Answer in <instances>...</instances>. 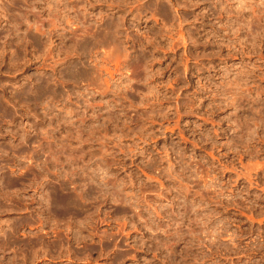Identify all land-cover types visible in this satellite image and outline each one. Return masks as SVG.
Segmentation results:
<instances>
[{
    "label": "rangeland",
    "instance_id": "obj_1",
    "mask_svg": "<svg viewBox=\"0 0 264 264\" xmlns=\"http://www.w3.org/2000/svg\"><path fill=\"white\" fill-rule=\"evenodd\" d=\"M0 264H264V0H0Z\"/></svg>",
    "mask_w": 264,
    "mask_h": 264
},
{
    "label": "bare ground",
    "instance_id": "obj_2",
    "mask_svg": "<svg viewBox=\"0 0 264 264\" xmlns=\"http://www.w3.org/2000/svg\"><path fill=\"white\" fill-rule=\"evenodd\" d=\"M70 205V204H69Z\"/></svg>",
    "mask_w": 264,
    "mask_h": 264
}]
</instances>
